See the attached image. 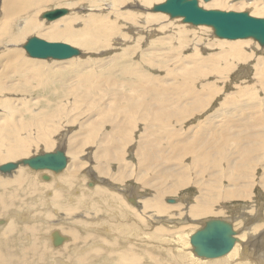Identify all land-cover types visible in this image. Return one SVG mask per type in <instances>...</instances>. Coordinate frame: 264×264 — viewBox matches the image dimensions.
Returning <instances> with one entry per match:
<instances>
[{"label": "bare ground", "instance_id": "bare-ground-1", "mask_svg": "<svg viewBox=\"0 0 264 264\" xmlns=\"http://www.w3.org/2000/svg\"><path fill=\"white\" fill-rule=\"evenodd\" d=\"M46 1L47 0H3L2 10L0 11L2 17V24L4 26L3 29H5L6 25L7 31V23L12 19V15H16L22 12V16H28L29 14H31H28L29 11H35L44 3H47ZM95 1L96 0H93L94 4L92 6H98ZM100 1L103 2L104 0ZM111 1H113V6L119 7L125 2L128 4H132L131 2H133L134 4H137L139 8L143 7L147 9L148 7L154 6L155 4H161L165 0H110V2ZM197 1L199 6L203 3L200 2L202 0ZM210 1L211 0H208L206 2ZM222 2L223 0H213L212 3L219 4ZM257 2V0H236L234 4L242 5L243 3H246L247 5L250 4L257 7ZM113 6L111 5L110 9H113ZM258 6L259 9H264V6H260V4H258ZM70 8L69 12L65 16H63V18L61 17L58 20L53 21L52 24L48 25V28L52 29L51 32H43L44 26L41 27L40 25L42 23H37L34 19L35 17L32 16L29 19L25 18L26 21L25 19L24 21H21L20 24L23 23V29L19 33L22 32L23 34L24 32H34L40 35V39L42 36L43 38L46 37L48 39L60 40L64 43H68L69 45L72 44V42L77 43L79 45H83L84 40H86L89 36L88 42L89 44L93 45L92 49L99 50L104 47L107 48L112 42H110L112 38L110 37V35L115 33V30L118 31V29H116L118 27L116 22L120 19V17L129 18L132 21L128 22L136 24V21L134 20L141 14H133L126 12L124 13L120 9L123 13L121 11H116L114 15L117 16V18L113 20L110 16L113 15L111 14V12L105 13L104 16L89 14L88 21L84 24H90L91 29L87 32V30H85V27H82L81 30L77 28V33L75 28H72L70 26L72 21L69 19L73 15L72 10ZM146 12L147 17L145 19V22H147L148 24L154 22V19H157V16H159V14H157L158 12ZM116 13L119 15H117ZM105 15L108 16L105 17ZM41 20L44 21L43 19ZM153 24L154 23L151 24L152 28ZM144 25H146V23ZM139 30L140 29H137L136 27L132 26L129 29L130 33L133 35L129 36V38H133V43L141 38ZM81 34H83L81 38L75 37ZM128 34H124L123 32V34H121V37L126 38ZM14 39L15 37L11 40ZM122 40L120 39L121 42L119 41L122 44L126 43V41H130L128 40V36L126 39ZM241 40L242 39L225 40L227 43L226 45L231 48V50L229 51L230 57H234V53H236L234 52V44L238 43ZM23 45L21 47H23ZM20 58L22 61H24L25 67H30L33 63L38 62L37 60H35L36 58H29L28 56V58L23 59L24 57H21L18 52L11 53V56H6V59L0 62V79L6 77H8L9 79V76L6 75V72H1V68L3 66L14 68L13 73L16 72L17 74L20 73L19 70L21 72L24 71L22 69H18V67L21 66H18L15 62ZM213 58L217 61L223 60L220 59L219 56L215 55L213 56ZM240 58L241 57L235 59ZM182 64H184L183 70L186 71L188 69V65L185 62H182ZM201 65H204V62H202ZM258 65L260 66V69L263 67L264 62L260 61ZM10 72V75H14L12 71ZM31 76L32 77L30 81H32L33 79H37L33 73ZM30 81H25V86L21 87L18 93H24L32 89L38 88V86H36V88L33 87ZM36 85H39L40 88L39 83ZM14 88L15 84H12L11 89ZM153 89L154 86L151 85L150 87H148V92L146 94L143 92L135 93L134 90H131L133 92H130L128 94L126 92H119L112 95L110 94L109 97H107L106 103H108L107 106H109V108L104 106L101 111L102 114L100 115L103 117H107L109 115L112 118H107L106 120H104V126L110 124V133L113 134L114 137H121V139L123 140V147L114 145L122 150V152L119 151L120 155H118V153L112 151V149L109 148V144L112 143V140H106V138H101V136H98L101 131L97 132L98 127L95 123L89 125L90 132L86 135V126L89 121L85 117L91 110V108L97 102L100 101V98L103 97V94L100 92L94 94L90 90H87L82 96V98L78 99L81 102L79 105L76 104L77 100H75L71 103L70 109H63H67L66 113L62 110V112L58 111L51 113L48 122H45V118L40 117L41 119H37L35 121L32 120L28 123H20L18 122L19 119L15 118V115L18 114V111L20 110L14 109L8 113L11 115L12 119H15V121L11 124H4L2 128L0 127V166L1 164L7 163L8 160L11 161L13 159H18L14 162H18L19 164L16 170L12 171L14 173L11 172L12 175H10L11 173H0V193L1 191H6V189H11L13 191H11L10 194L6 193L7 195H4V191L3 195H0V264H33V261H36V264H66V261H68V264H172L173 262H180L181 264H213L214 260L231 261L235 257H237L238 254L242 256V259H245L246 255H249L248 257L253 259L254 256L251 255V253L254 254V251H256L258 254H263L261 258H264V230L259 231L260 229H264V209L262 208L261 204L256 205L257 201L254 200L253 196H251V189H253L251 183L248 182L247 185H238V180H240L238 178H241V174H239L232 181L227 183V185H230L231 187L225 190L224 195L219 194V197L214 201L213 206L210 207V201L208 199L209 194L215 193L217 191L216 186L222 185L224 181L231 180L239 172V170L234 166V156L232 155L231 148L229 147L230 139H228L234 136V124L230 123L224 118L216 117L213 121L212 131H208L206 133V137H203L208 138V136L211 134L219 133V136H216L213 139L215 143L211 146V152L214 153V155H212L210 151L205 150L203 147H196L194 146V144L184 143L182 145V148L184 149L185 153L184 159L185 157H187L188 162L186 160H184V162H187H185L186 164L183 161L179 162L178 167L180 169H177L176 171H173L169 175L167 174L164 177L165 181H168V179L170 178H172V180L169 181L164 187L162 186V189L158 186H154V181L157 180V176L160 173L166 172V170H163V168L170 164L169 162L171 161V153L176 149L172 141L175 135L177 134L176 132L179 130V125L174 114L183 115L184 113L180 112L179 110L177 112H173L166 98L152 96ZM205 90L214 91V83H208L204 88H202L194 102L192 104H189L191 105L188 106L189 108L205 109V107L200 108L195 105V102L198 98L210 97L212 95L213 92L203 94ZM5 91V87L0 86V93H3ZM2 95L5 96L4 94ZM25 96L24 94L22 95V97ZM98 96L100 98H97ZM8 99L9 101L7 102H10V100H12L11 98H9V96ZM22 99L24 100L25 98ZM189 108H187L186 112H188ZM110 109L112 111L110 112V114H108V110ZM68 110H73L76 112L79 122L75 121V126H77L78 131L82 132L84 136L78 139L74 137L75 134L71 133L70 135H68L69 137L67 138V140L64 139V141L63 138H59V135L58 137L56 136L57 145L55 150L61 148L65 152L67 150L66 167L58 173H53L47 170L29 169L27 165L23 164V160L35 156V153L33 156H25H28V154H30L29 152L33 151V149H35V152L36 149L41 148L40 142L43 145V151L52 149H50V147L54 144L55 138H53L54 141H51V137L49 136L48 132L57 129L55 128V122L58 121V117H60L63 113L65 115L69 114ZM138 123L141 125H138ZM136 125H138L137 128ZM28 127H32L34 129V133L32 132L33 135L25 133ZM167 127H172L173 129H167ZM135 128H142V130L137 136H134L132 132ZM29 133H31V130ZM63 134L64 133H62L61 136ZM257 134L261 137V145L256 150V152H260L262 150L264 152V136L261 133ZM64 136L67 137V134H64ZM163 138H169L171 139V141H169L165 146H163V151H160L157 147H159L161 139ZM203 138L199 137L198 143H200ZM117 141H119V139H117ZM133 142L135 144H133ZM81 144H83L84 147V149L82 150L83 153L85 152V148L89 145L88 149L90 151H87L86 154H88L87 157L89 160H91L90 162L93 165L87 172H89L88 178L91 181V185H93L94 183L97 184V188L94 189V192H96L97 195H101L100 193H104L103 196H100L102 198H96L97 201L101 203H103L104 201H113V199L111 200L110 198L109 189L111 187L116 190L119 187H117L118 185L112 186V182L119 184L120 188L123 189L122 193L118 191V194L121 195L120 197L118 195H113L115 197V200L116 198L121 199V206H119V204L118 208L87 207L86 209H82L80 211L82 212V218H91L94 220V222H92V228L98 231L97 232L95 230L96 233L88 232L84 235L79 234L77 232L78 229L73 230L72 228H70H76L78 226H83L84 228L83 220H75L73 222L66 223L67 220H65L64 216H71V213L75 211V207L71 204H67V206L63 208L64 213H62L58 211L59 208L58 210H55L54 207H52L51 205L53 202L50 203V201L46 200L45 198L43 204L49 205V210L46 208H42L43 205L38 203V197H40V199L43 198L45 196L44 193H39L38 197L30 196L28 198H24L23 196V194H26V188L28 189V194H31L35 191V187L33 186L34 182L36 183V185L47 183L48 188H51V186H61L63 181L65 183L63 186L65 193H67V196H72V192L66 190V183L69 185V187H71L73 182L75 183L77 178L80 179L79 177L81 175V172L83 170L86 171L87 169L84 162L77 161L76 157L78 156L75 155L76 152H78V148ZM129 144L130 148L128 149L127 146H129ZM72 146L74 147L72 148ZM237 146L239 152V162L237 164L238 168L241 169L242 166L248 163L249 161H252L254 159L257 160V157H255L254 155L255 151L244 148L240 144V142H237ZM94 147H98L97 149H95L96 151L99 150V153H97L95 156L93 154ZM150 149H152V151L150 154H148V150ZM53 151L51 150L49 152ZM156 151L159 152L160 155L155 153ZM126 152L132 154L133 157L136 159V162L134 161V169H130V173H127L126 169L120 166V163L122 164L123 162H125V165L129 167ZM112 162H115L117 164L116 166L118 167V170L116 169V173H113L115 170L113 171L108 166ZM141 165H144V167L141 169V172L134 174L136 168H139ZM218 166H221L224 169L221 171L217 169ZM31 170L35 172H32ZM23 172L24 174L26 173L25 176H23ZM2 177H4V179L6 177H11V180H2ZM44 177L48 179L46 180L47 182H45ZM78 179L77 181L79 182ZM128 180L135 182V184H131V186L128 185L127 187H125V182ZM83 183H85V185L87 184L86 181ZM187 186H191L195 189H198L201 193L200 196L197 199L195 198V196H193L191 200H189L187 194L183 195L180 198H171V203L165 201V195L176 194L178 190ZM142 190L144 191V193H147L145 197L139 192ZM135 191H138L139 193L136 192L138 194H135ZM55 193H57V195L63 196L62 191L60 190ZM96 193H93L94 197H96ZM234 198H242L247 202L240 208L238 212H236V215H234L233 217L235 219L239 218L240 221L244 222V224L246 225V228L244 229L251 228L253 232L258 233V236L255 238H251L248 242L245 241L248 247L245 246V248L243 247L242 250L240 248V245H242L243 240L241 241V239H244L245 234L243 233L242 235H240V233L236 232L237 242L235 243L232 250L226 255L214 259H207L196 256L193 253L192 246L189 242L190 236L198 229L203 228L208 219H224L229 222V220L225 218V216H227V214H225L227 208H225L226 205H224V202L229 200L231 201V199ZM115 203L117 204V202ZM247 203L249 204L247 205ZM9 206L11 207L10 209ZM253 210H255L254 213H252ZM174 212L178 216L182 217V220L184 221V223H182L184 225L181 224V231L179 233H181L183 237L187 238V242L189 243L188 247L190 246L189 251H191V254H193L194 257L190 254V252L189 254L185 255V253L188 252L183 249L181 243V236L177 234H172V231H169L171 227H178L177 224H175L176 222H170V218H162V216L171 217ZM53 213L56 215V217L55 215H53ZM203 214L205 215L203 217H206L208 215L214 217H199L195 219L192 218L193 216H200ZM54 217L59 218V224L53 223V221L57 222ZM109 217L115 219L116 221H113H115L116 224H108V221L106 219ZM121 217L123 218V220L124 218L126 219L125 223H123ZM154 222L157 224L167 225L170 228L164 226H161L164 228H160L159 226H156L151 232L147 231L151 225H154ZM235 222L237 223V221ZM190 226H194L195 230L189 229ZM58 227L62 228V230ZM233 228L235 230V225ZM64 232H66L69 236L68 241H65L66 244L64 243V235H66V233ZM134 232L138 236H136ZM173 236H176V238L173 239ZM56 237L63 238L59 245H56ZM13 238L15 243V250L8 249V247H10L13 243ZM168 240L172 242L174 241V244L176 246L174 250L175 253H172L171 255H169L168 251H165V247L162 246L165 242L168 243ZM29 241H32V244L29 245V247L25 248L24 245ZM35 242H37V245H34ZM52 243L60 247L54 248ZM130 243H133L134 245H130ZM145 243H150V251L140 250V248L143 247ZM161 246L162 248H160ZM249 248L252 249L250 251V254L247 252ZM67 249L68 252L66 254H63V258H65L66 260H63L57 255V252L59 250L65 251ZM48 251L50 252L48 253ZM25 253L28 254L31 258L25 259ZM172 256L174 258H172ZM236 262H234L233 264H237Z\"/></svg>", "mask_w": 264, "mask_h": 264}, {"label": "rangeland", "instance_id": "rangeland-1", "mask_svg": "<svg viewBox=\"0 0 264 264\" xmlns=\"http://www.w3.org/2000/svg\"><path fill=\"white\" fill-rule=\"evenodd\" d=\"M2 1L3 0H0V7H1L0 11L2 10V5H3ZM10 1H15V0H10ZM235 1L236 0H223L222 3L213 4L212 3L213 0L205 3L204 0H202L200 2L203 3L200 5V7L204 9H216L222 11H237V12L243 11V12H247L249 15L253 17L264 18V9H259L258 6V4H260V6H264V0H257L258 1L257 2L258 4H256L257 7L250 4L247 5L246 3H243L242 5L234 4ZM46 2L47 3H44L41 7L37 8L35 11L34 10L31 12L29 11L28 14L29 13L31 14H29L28 16H22L21 15L22 12L16 15H12V19L7 23V31H6L5 23H4L5 29H3L4 26L2 24V17L0 13V24H1L0 25V58H1L0 62L6 59V56H11V53L14 52H18V54H20L21 57L22 56L24 57L23 59L28 58L23 47L21 46L26 42V40L29 37H32L34 34L36 35H34L33 37L36 36L40 38V35L34 32L32 33L24 32L23 34L22 32L19 33L23 29V25H22L23 23L22 24L20 23L21 21H24L25 18L29 19L30 17L33 16L35 17L34 19L36 20L37 23H42L40 24L41 27L44 26L43 32L52 31L51 28H48V25L52 24V22H46L45 20L42 21L40 19L39 15L43 11L52 8L69 9L71 7L70 9L72 10L73 15L69 19L72 21L70 26L72 28H75L76 31L78 29L81 30L82 27H85V30H87V32L91 29V26L90 24H84V23L88 21L89 14L104 16L105 13L111 12V14H113L110 15L112 20L117 18V16L114 15L116 11L120 12L122 10L124 13L126 12L133 14H137V13H141V14L139 15V17H137L134 20L136 21V24L128 22V21H132L129 18L120 17L119 19L120 21L118 20L116 22L118 26L116 29H118V31L115 30L116 31L115 33L117 34L113 33L114 36L113 34L110 35V37H112L110 42L111 41L112 42L111 43L109 42L110 44L107 48L104 47L99 49L100 51L92 49L93 45L89 44L88 42L89 36H88V38L84 40L83 45H79L74 42L70 44L73 47L79 49L80 55L78 56L71 57L61 61L54 59L36 58L35 60H37L38 62L33 63L30 67H25L24 61H22L20 58L15 62L18 66H21L18 67V69H22L24 71L21 72L19 70L20 73L18 74L16 72L13 73L14 68L3 66L1 68V72L2 73L6 72V75L9 76V79L8 77L0 79V86L5 87L6 90L5 92L0 93V127L1 128L3 127L4 124L7 123L11 124L15 121V119H12L11 115L8 114L11 110L14 109L20 110L18 111L19 113L15 115V118L19 119L18 122L20 123L21 122L28 123L29 121L32 120L35 121L41 118H45L46 119L45 122H48L51 113L58 111L59 112L65 111L66 113V110L71 108V103L75 100H77L76 104L79 105L81 102L78 99H81L87 90H90L94 94L100 92L103 94L102 95L103 97L100 98L99 97L100 95L97 97L100 98V101L97 102L91 108V110L88 112V114L85 117L89 121L86 126V135L90 132L89 125L95 123L98 127L97 132L101 131L98 136L99 137L101 136V138H106V140H112V143L109 144V148L112 149V151L118 153V155H120L119 151L122 152V150L114 145L123 147L122 146L123 140L121 139V137H114V135L110 133V124L104 126V120H106L107 118L110 119L112 118L109 115L107 117L106 116L103 117L100 115L102 114L101 111L104 108V106L109 108V106H107L108 103H106V99L107 97H109L110 94L112 95L119 92H126L128 94L130 92H133L131 90H134L135 93L143 92L146 94L148 92V87L153 85L154 89L152 91L153 93L152 96L166 98L173 112H177L179 110L180 112L184 113L183 115L174 114L177 123L179 125L178 127L179 130L176 132L177 134L175 135L172 141L176 149L171 153V161L169 162L170 164L163 168V170H166V172L160 173L157 176V180L154 181V186L155 187L158 186L162 189V186L164 187L169 181L172 180V178H170L168 179V181H165L164 177L167 174L169 175L171 172L180 169L178 167L179 162L181 161L184 162V160L188 162L187 157H185L184 159L185 153H184V149L182 148V145L184 143L194 144V146L196 147H203L205 150L210 151V153L214 155V153L211 152V146L215 143L213 139L216 136H219V133L211 134L208 136V138H203V137H206V133L208 131L210 132L212 131V125L215 118L221 117L226 119L230 123L234 124V136H233L234 139L233 137L231 138L227 137V138L230 139L229 147L231 148L232 155L234 156V166L239 170V172L231 180L224 181L222 185L216 186L217 191L215 193H211L208 195V199L210 201V207L214 205V201L219 197V194L224 195L225 190L231 187L230 185H227V183L232 181L239 174H241V178H238L240 179L238 180L239 181L238 185H247V183L250 182L253 188L251 189L252 190L251 196H253L254 200L257 201L256 205L261 204L262 208L264 209V193H263L264 192V188H263L264 187V152L263 150L260 152H256V150L261 145V137L257 133H261L264 136V65L260 69H259L260 66L258 65L260 61L264 62V47H261L253 39L250 38L248 40L242 39L238 43L234 44V52L236 53H234V57H230L229 51L231 50V48L228 45H226L227 43L225 40L227 39L218 38L215 35H213L214 33L211 27H207L203 25L194 26L191 24L183 23L181 17L171 18L168 14L158 12L157 14H159V16H157V19H154V22H152L154 23L152 28L151 25L152 23L148 24L147 22H145V19L147 17L146 11H152L153 6H150L147 9H145L143 7L139 8V6L137 4H134L133 2H131L132 4H128L125 2L118 7V6H113V1L110 2V0H104L103 2L100 0H96L95 3H97L99 7L96 5L92 6L94 4L93 0H47ZM111 5L113 6V9H110ZM133 5L136 7H134ZM106 16L108 15H105V17ZM145 23L146 25H144ZM131 26L140 29L139 32L141 34V38L134 43H133L134 41L133 38L132 37L129 38V36H133L129 31ZM120 29H121V33H120ZM123 32L124 34L129 33L127 36H128V40L130 41L129 42L126 41V43L122 44L120 43L121 42L120 39L122 40L127 38V36L126 38L121 37L122 36L121 34H123ZM82 36L83 34L75 37L81 38ZM14 37L15 39L11 40ZM41 39L50 42H54V41L62 42L60 40L48 39L46 37L43 38L42 36ZM228 42H232V41H228ZM102 46H106V45H102ZM214 55L219 56V58L223 60L222 61L214 60L213 58ZM239 57L241 58L235 59ZM182 62L183 63L185 62L188 65V69L186 71L183 70L184 64H182ZM202 62H204V65H201ZM10 71H12L14 75H10L11 74ZM32 73L35 75L37 79H33L32 81H30L32 77L31 76ZM27 80L30 81L33 87L36 88V86H38V88L32 89L24 93H18L19 89L25 86L26 83L25 81ZM211 82L214 83V91L205 90L203 94L213 92L212 95L210 97L198 98L195 102L196 106L200 108L205 107V109L189 108L188 106H191L189 104H192L194 102V100L196 99L202 88H204L208 83ZM38 83L40 84V88L39 85H36ZM12 84H15L14 89H11ZM2 94H4L5 96H3ZM23 94L24 96L26 95L28 98L26 96L22 97ZM8 96L9 98L12 99L10 100V102H7L9 101ZM22 98L25 99L23 100ZM2 104H7V105H2ZM65 108L67 109L63 110ZM187 108H189L188 112H186ZM111 111H112L111 109L108 110V114H110ZM68 112L69 114L65 115L63 113L60 117H58L57 119L58 121L55 122L56 126L54 125L55 128L57 129L48 132L49 136L51 137V141L55 140L54 144L50 147V149L52 148L51 149L52 151L55 150L56 148L57 145L56 138L58 137V135L59 138L60 137L63 138V141L64 139L67 140V138L69 137L68 135H70L71 133L75 134L74 137L78 139L84 136L82 132L78 131L77 126H75V123L78 121L76 112L73 110H68ZM138 125L141 124L138 123ZM138 125H136V128ZM136 128L133 129L132 131L134 136H137L139 132L142 130V128H138V129ZM168 128L171 129L172 127H167V129ZM30 130L31 133H29ZM32 132L34 133V129L32 127H28L25 133L33 135ZM62 133L67 134V137H65L64 134L61 136ZM199 137L203 138V140H201L200 143H198ZM53 138L55 139L53 140ZM117 139H119V141H117ZM169 141H171V139L169 138L161 139L160 145L157 148L160 151H163L164 149L163 146H165ZM237 142H240V144L244 148L255 151L254 155L255 157H257V160L254 159L252 161H249L248 163L244 164L241 169L237 167V164L239 162V152H238ZM133 144L135 143L133 142ZM80 146L78 148L79 149L78 152H76L75 154L78 157L76 156L75 157L77 158V161L84 162L87 169L86 171L83 170L81 172V175L79 177L80 179L77 178L79 182L76 179L75 183L73 182L71 187H69V185L66 183V190L72 192L71 194L72 196H67V193H65L63 189L64 188L63 186L65 184L64 181L62 182L61 186L58 187L51 186V188L50 187L48 188L47 183L37 184L38 185L37 186L36 183L34 182L33 186L35 187V191L32 192L31 194H28V189L26 188L27 190L26 194H23V196L24 198H28L30 196L38 197L39 193H44L45 196L43 198L40 199V197H38L39 200L38 203L43 205L42 208H46L49 210L48 207L49 205L43 204L44 200L46 199L49 200L50 203L53 202L51 204L52 207H54L55 210H58L59 208L58 211L62 213H64L63 208L66 207L67 204H71L72 206L75 207V211L71 213L72 214L71 216H66V217L64 216L65 220H67L66 223L73 222L75 220H83L84 228L83 226L80 227L78 226L76 228L70 227V228H72L73 230L78 229L77 232L81 235H84L88 232L96 233L97 230L92 228V222H94V220L91 218H82L81 217L82 212L80 211L82 209H86L87 207L88 208H100V207L118 208L119 206H121V199L116 198L115 200V197L113 195H118L120 197L121 195L118 194V191L122 193L123 189L120 188L119 184L112 182V186L118 185L117 187H119L117 188L119 190L117 189L115 190L111 187L109 189L110 198L111 200L113 199V201H108V202L104 201L103 203L97 201L98 198H102L100 196H103L104 193H100L101 195L98 194L99 195L98 196L97 193L94 192V189L97 188V184L94 183L95 185L94 184L91 185V181L88 178L89 172L87 171H89L90 167L93 165L90 162L91 160H89L87 157L88 154H86L87 151H90L88 149L89 145L85 148L84 153L82 152V150L84 149L83 144H81ZM40 147L41 148L36 149L35 152H34L35 149H33V151L29 152L30 154H28V156L26 155L25 157L33 156L34 153L35 155H37L51 151L48 148L47 151L46 150L43 151L42 150L43 145L41 144V142H40ZM73 147L74 146H72V148ZM127 147L129 149L130 144ZM97 148L98 147L93 148L94 156L97 153H99V150L98 151L95 150ZM151 151L152 149L148 150V154H150ZM155 153L160 155V153L157 151ZM126 157L128 158L129 167L125 165V162H123L122 164L120 163V166L122 168H125L127 173H130L131 172L130 169H134V163L136 162V159L133 157L132 154L128 152H126ZM17 160L18 159L16 160L13 159L11 160V162ZM8 162L10 161L8 160ZM116 165L117 164L115 162L114 163L112 162L108 165L113 171L115 170L114 172L112 171L113 173H116V171L118 170V167ZM221 166H218L217 169L222 171L224 168ZM143 167L144 165H141L139 168H136L134 174L140 173ZM31 171L35 172L33 170ZM12 173L10 175H12ZM25 175L26 173L24 174L23 172V176ZM2 180L9 181L11 180V177H6L5 179L4 177H2ZM44 180L45 182H47L46 180L48 179H44ZM85 181L87 182L86 185L85 183H83ZM125 183H126L125 187H127L128 185L131 186V184L133 185L135 184V182L131 180H128ZM111 189L114 192H112ZM58 190L62 191L63 196L57 195V193H55ZM11 191H12L11 189L10 190L6 189L4 195H7L6 193L10 194ZM86 191L88 194L86 193ZM142 191L139 192L143 194V196L145 197L147 193H144V191L143 192ZM3 192L1 191L0 195H3ZM136 192L138 191H135V194L139 193ZM93 193L94 194L96 193L95 195L96 197L93 196L94 195ZM200 194L201 193L198 189H195L194 187L191 186L189 187L187 186L178 190L176 194L165 195V201L171 203V198L172 199L180 198L183 195H187L189 197V200H191L193 196H195V198L197 199L200 196ZM115 202H117V204ZM246 202L247 201H245L242 198H234L231 199V201L229 200L224 202V205H226L225 208H227L226 209L227 211L225 213L227 214V216H225V218L229 220L230 223H232L233 227L235 225L236 232L240 233V235H242L243 233L245 234L244 239L243 238L241 239V241L243 240L242 245H240V248L242 250L243 247L244 248L245 246L248 247L246 245V242L250 241L251 238H255L258 236V233L253 232L251 228L244 229L246 228L244 222L240 221L239 218L235 219L233 217L234 215H236V212H238ZM249 203H247V205ZM10 208L11 207L9 206V209ZM254 212L255 210L252 211V213ZM53 215L55 214L53 213ZM39 216H43V215H39ZM203 216L205 215L203 214L200 216H193L192 218L195 219ZM55 217L54 219L57 222L53 221V223L59 224L60 223L59 218L58 217L55 218ZM209 217H214V216L208 215L203 218H209ZM162 218H168V219L170 218L169 219L170 222L172 223L176 222L175 224H177L178 227L177 228L171 227L169 231H172V234H177L181 236V243L183 249L188 252L185 253V255L189 254V252L191 254V251H189L190 246L188 247L189 243L187 242V238L183 237L182 234L179 233L181 231L180 230L181 224L184 223L182 217L178 216L174 212V214L171 217L162 216ZM106 220L110 225H114V223L116 224L115 222L116 220L111 217L107 218ZM125 220H126L125 218L124 220L122 218L123 223H125ZM235 221H237V223ZM86 225L88 228L86 227ZM156 226H159L160 228H164V227L170 228L167 225L157 224L154 222V225H151L147 231L151 232ZM58 228L62 230V228L60 227ZM189 229L195 230L194 226H190ZM261 230L264 229H260L259 231ZM134 234L138 236L135 232ZM64 236H65L64 238L65 239L64 243H65V241L66 242L68 241L69 236L67 235V233ZM172 238L175 239L176 236H173ZM167 242L168 243L165 242L164 245L162 246L165 247V251L167 250L168 254L171 255L172 253H175L174 250L176 246L174 244V241L172 242L168 240ZM14 244L15 243L13 238V243L10 247H8V249H14L15 248ZM31 244L32 241H29L24 245V247L27 248ZM131 244L133 243H130V245ZM34 245H37V242H35ZM52 245L54 248L60 247L54 245V243H52ZM162 246L160 248H162ZM140 250L150 251V243H145L144 246L140 248ZM251 250L252 249L249 248L247 252L250 254ZM49 252L50 251H48V253ZM67 252L68 249L65 251L59 250L57 252V255L61 259L66 260L65 258H63V254H66ZM191 255L194 257L193 254ZM251 255L254 256L253 259L248 257L249 255H246L245 259H242L241 258L242 256L238 254L237 257L234 258L235 260L234 259L231 261L214 260L213 264H217V262L218 264L221 262H223L221 264H225V263L233 264L236 261L237 264H246L247 262H248L247 264H250V262L251 264L252 263L264 264V258L263 257L261 258L263 254H258L256 251H254V254L251 253ZM24 258L30 259L31 257H29V255L25 253ZM172 258L174 257L172 256ZM35 262L36 261H33V264H36ZM66 262H67L66 264H68V261ZM174 263L181 264L180 262L179 263L173 262L172 264ZM204 264H210V263H204Z\"/></svg>", "mask_w": 264, "mask_h": 264}, {"label": "water", "instance_id": "water-1", "mask_svg": "<svg viewBox=\"0 0 264 264\" xmlns=\"http://www.w3.org/2000/svg\"><path fill=\"white\" fill-rule=\"evenodd\" d=\"M206 1L208 0H204ZM152 11L168 14L171 18L181 17L183 23L194 26L211 27L218 38L228 40L250 38L264 47V18L253 17L247 12L208 10L200 7L197 0H165L161 4L154 5ZM68 12L67 8H54L43 12L40 19L53 22ZM23 49L30 58L37 59L65 60L80 55L79 49L72 45L50 42L37 37L28 38ZM66 163V152L63 149L37 154L23 160V164L29 169L47 170L53 173L63 170ZM18 164L11 161L4 163L0 166V173L10 174L16 170ZM56 238V245H59L63 238ZM189 242L196 256L214 259L232 250L237 242L236 231L233 225L224 219H208L203 228L190 236Z\"/></svg>", "mask_w": 264, "mask_h": 264}]
</instances>
